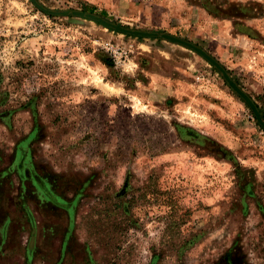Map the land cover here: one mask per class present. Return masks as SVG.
Returning a JSON list of instances; mask_svg holds the SVG:
<instances>
[{"label": "rangeland", "instance_id": "374dc122", "mask_svg": "<svg viewBox=\"0 0 264 264\" xmlns=\"http://www.w3.org/2000/svg\"><path fill=\"white\" fill-rule=\"evenodd\" d=\"M37 1L197 45L264 121V0ZM0 225V264H264V129L187 48L0 0Z\"/></svg>", "mask_w": 264, "mask_h": 264}, {"label": "water", "instance_id": "95a60500", "mask_svg": "<svg viewBox=\"0 0 264 264\" xmlns=\"http://www.w3.org/2000/svg\"><path fill=\"white\" fill-rule=\"evenodd\" d=\"M34 5L41 10L42 12L53 15V16H75L79 18H85L90 21H93L95 23H98L102 26H104L107 29L119 32L124 35L132 36V37H138V38H150V39H162L177 45H181L187 48H190L194 50L197 54H199L201 57H203L207 62L212 64L214 67H216L224 76L225 80L228 82L230 87L235 91L236 94L239 95L240 98H242L245 103L249 106L251 111L253 112L258 124L264 129V121L262 119V115L259 112L257 106L255 105L254 101L251 99V97L231 78V76L228 74V72L222 67V65L213 58L209 53H207L202 48L198 47L197 45L184 40L182 38L162 33V32H149V31H141V30H135L130 29L127 27H124L122 25L116 24L112 21H109L101 16L92 14V13H86L82 11H53L46 9L44 6H42L37 0H32Z\"/></svg>", "mask_w": 264, "mask_h": 264}, {"label": "trees", "instance_id": "16d2710c", "mask_svg": "<svg viewBox=\"0 0 264 264\" xmlns=\"http://www.w3.org/2000/svg\"><path fill=\"white\" fill-rule=\"evenodd\" d=\"M121 196H126V194L122 193ZM121 196H117V197H112L111 201L113 203V209L119 213H122V215L127 218V214L124 212V208H125V203L128 205V208L130 209V203H128V201H125L124 199L121 198ZM132 206V203H131ZM100 214V213H98ZM129 220V219H128Z\"/></svg>", "mask_w": 264, "mask_h": 264}, {"label": "bare ground", "instance_id": "6f19581e", "mask_svg": "<svg viewBox=\"0 0 264 264\" xmlns=\"http://www.w3.org/2000/svg\"><path fill=\"white\" fill-rule=\"evenodd\" d=\"M146 39H150V38H146ZM179 46H181V45H179ZM182 47H184V46H182ZM184 48H187V47H184ZM187 49H189V50H191V51H193V52H195L194 50H192V49H190V48H187ZM196 53V52H195ZM199 55V54H198ZM209 63V62H208ZM210 64V63H209ZM210 65H212V64H210ZM213 66V65H212ZM216 68V67H215ZM217 69V68H216ZM218 70V69H217ZM219 71V70H218ZM220 72V71H219ZM221 73V72H220ZM222 74V73H221Z\"/></svg>", "mask_w": 264, "mask_h": 264}, {"label": "crops", "instance_id": "0c3cea01", "mask_svg": "<svg viewBox=\"0 0 264 264\" xmlns=\"http://www.w3.org/2000/svg\"><path fill=\"white\" fill-rule=\"evenodd\" d=\"M0 231H2V229H1V225H0ZM2 241L0 240V250L2 249Z\"/></svg>", "mask_w": 264, "mask_h": 264}]
</instances>
